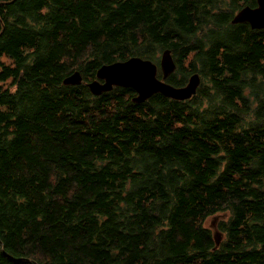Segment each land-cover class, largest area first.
<instances>
[{"label": "trees", "instance_id": "1", "mask_svg": "<svg viewBox=\"0 0 264 264\" xmlns=\"http://www.w3.org/2000/svg\"><path fill=\"white\" fill-rule=\"evenodd\" d=\"M245 5L0 0V264H264V28L231 23ZM165 48L166 82L207 80L191 97L90 93L102 64Z\"/></svg>", "mask_w": 264, "mask_h": 264}, {"label": "water", "instance_id": "2", "mask_svg": "<svg viewBox=\"0 0 264 264\" xmlns=\"http://www.w3.org/2000/svg\"><path fill=\"white\" fill-rule=\"evenodd\" d=\"M247 22L252 29L264 28V0H256L255 6L245 5L232 17L231 23ZM176 64L171 51L165 48L160 53L158 63L140 56H130L124 60L102 64L96 70L95 78L87 81L86 85L93 95L111 90L114 86L130 87L136 95L133 100L142 102L154 93H161L167 97L183 100L191 97L200 83L197 72L191 73L184 85L174 86L165 78L174 71ZM158 68L161 75L158 76ZM81 73L74 70L64 78V84H79ZM216 244L220 242L218 232L214 233Z\"/></svg>", "mask_w": 264, "mask_h": 264}, {"label": "rangeland", "instance_id": "3", "mask_svg": "<svg viewBox=\"0 0 264 264\" xmlns=\"http://www.w3.org/2000/svg\"><path fill=\"white\" fill-rule=\"evenodd\" d=\"M159 57H160V55H159ZM206 81L207 80L205 78L200 77V84L202 82L206 83ZM263 91H264V89H263ZM227 217H228V214H223L221 216L220 215H214V216H210V217H208V218H206L204 220V224L211 229V231H212L213 234L215 232H218L219 233V235H220V242H222L225 239V233L222 234L218 230V223L220 221H226L228 219Z\"/></svg>", "mask_w": 264, "mask_h": 264}, {"label": "bare ground", "instance_id": "4", "mask_svg": "<svg viewBox=\"0 0 264 264\" xmlns=\"http://www.w3.org/2000/svg\"><path fill=\"white\" fill-rule=\"evenodd\" d=\"M133 119H134V117H133ZM218 244H219V243H218ZM218 244L215 243V247H216Z\"/></svg>", "mask_w": 264, "mask_h": 264}]
</instances>
